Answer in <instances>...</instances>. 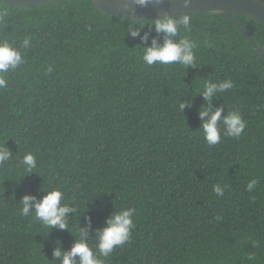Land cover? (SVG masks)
<instances>
[{"label":"trees","instance_id":"obj_1","mask_svg":"<svg viewBox=\"0 0 264 264\" xmlns=\"http://www.w3.org/2000/svg\"><path fill=\"white\" fill-rule=\"evenodd\" d=\"M5 11L0 41L19 48L25 63L0 89V144L11 150L0 164V264H60L53 251L69 250L78 227L94 248L95 230L124 207L136 209L135 228L107 264H264V58L233 22L188 13L191 26L181 35L198 47L197 66L185 70L143 63V42L128 26L148 24L149 31L156 17L107 13L92 0L0 1ZM233 17L264 51V26ZM228 78L234 87L212 107L238 111L246 128L209 146L198 91L206 80ZM187 100L182 113L178 104ZM26 152L37 168L23 174ZM215 184L228 185L224 196ZM49 187L74 209L68 228L20 215L24 195L39 200Z\"/></svg>","mask_w":264,"mask_h":264},{"label":"clouds","instance_id":"obj_2","mask_svg":"<svg viewBox=\"0 0 264 264\" xmlns=\"http://www.w3.org/2000/svg\"><path fill=\"white\" fill-rule=\"evenodd\" d=\"M158 2V0H131V4L139 8ZM183 6L188 8L193 0H182ZM128 7V4H125ZM7 12L0 14L6 16ZM192 17L187 14L177 16H160L151 22V29L144 31L148 24L131 23L127 32L131 37H139L143 42L142 61L147 66L174 65L178 64L185 70L189 67L197 66L196 49L198 44L188 36L181 35L182 31L189 30ZM138 25V27L134 26ZM154 30L157 36H153L151 43H148L151 31ZM143 32V35L141 33ZM30 37L25 36L21 42V47L25 50L30 48ZM140 45V44H138ZM206 47L213 45L205 41ZM25 63V56L19 48L8 40L0 41V89H6L8 80L6 78L10 71L16 70ZM49 66L47 72H52ZM234 87L233 81L228 78L219 81L206 80L202 85L204 104L198 110V117L201 122L199 129L202 132L205 142L209 146L217 145L223 137L239 138L246 128V121L236 110H227L223 106L212 107L214 97L218 93H224ZM185 107H191V101H180L179 110L183 113ZM11 157V150L5 145L0 144V164L8 161ZM23 165V174L31 173L37 168V159L31 152H26L20 158ZM22 174V175H23ZM257 179H252L246 184V191L251 193L257 188ZM228 185H213L214 193L222 197ZM46 194L39 200L33 195H24L21 200L20 215L27 217L34 215V218L48 229L59 227L68 228L66 216L74 209L64 201V192L60 188H46ZM136 209L134 207H124L113 211L105 221L102 228L95 230V247L90 246L87 240V229L78 227L79 239H76L69 250H62L57 247L53 251V256L59 258L60 264H107V260L114 251L125 245L132 236L135 228L134 217ZM90 227V220H89ZM101 257L103 259H101ZM252 259V257H249Z\"/></svg>","mask_w":264,"mask_h":264},{"label":"water","instance_id":"obj_3","mask_svg":"<svg viewBox=\"0 0 264 264\" xmlns=\"http://www.w3.org/2000/svg\"><path fill=\"white\" fill-rule=\"evenodd\" d=\"M8 5H24L40 0H0ZM101 11L125 17H160L173 14L208 12L220 15L233 22L236 29L249 41L256 52L264 58V51L258 46L250 33L243 28L233 13L241 14L258 21L264 26V0H193L185 8L182 0H158L145 8L131 4V0H92ZM128 7H125V4Z\"/></svg>","mask_w":264,"mask_h":264}]
</instances>
